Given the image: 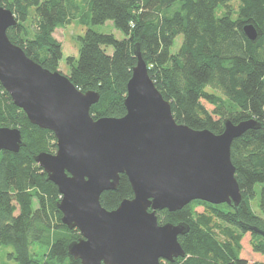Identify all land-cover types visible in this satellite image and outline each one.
<instances>
[{"label":"trees","instance_id":"1","mask_svg":"<svg viewBox=\"0 0 264 264\" xmlns=\"http://www.w3.org/2000/svg\"><path fill=\"white\" fill-rule=\"evenodd\" d=\"M0 7L11 10L18 20L7 32L9 39L52 72H60L64 58L54 33L73 20L84 26L110 22L124 35L119 40L88 28L79 37V58L66 59L70 73L65 76L80 91L100 94L90 110L94 119L126 115L124 100L138 45L150 78L170 102L177 123L217 135L223 133L226 120L260 123L231 147L242 193L238 207L194 201L176 212L158 211L157 216L160 224L190 227L178 238L186 256L162 264H248L239 257V241L247 233L257 239L253 250L264 254V238L246 228L264 231V0H0ZM246 26L256 30L255 40L246 36ZM178 36L183 41L174 52ZM108 47L112 54L106 52ZM0 126L19 128L25 143L19 153H0V250L11 247L9 257L17 264H80L69 255L68 245L81 234L63 225L58 209L62 196L34 159L42 152L55 153L54 133L32 125L1 83ZM133 197L127 176L121 175L118 189L104 192L100 201L113 211ZM194 203L207 208L222 237L216 231L215 236L221 239L215 240L200 225ZM34 244L45 248L47 262L33 256Z\"/></svg>","mask_w":264,"mask_h":264},{"label":"water","instance_id":"2","mask_svg":"<svg viewBox=\"0 0 264 264\" xmlns=\"http://www.w3.org/2000/svg\"><path fill=\"white\" fill-rule=\"evenodd\" d=\"M17 24L13 12L0 7V83L32 125L57 139L56 153L42 152L34 159L62 196L63 225L81 234L68 245L69 255L80 264H162L184 258L178 238L189 225L160 224L157 212H176L194 201L238 207L242 193L231 147L261 124L226 120L217 135L177 123L138 45L126 115L94 119L90 110L100 94L80 91L64 74L28 57L8 37ZM244 32L250 40L257 38L253 26ZM23 147L19 128L0 126V153L16 154ZM121 175L127 176L134 197L108 211L101 195L117 190ZM246 228L264 238L263 230Z\"/></svg>","mask_w":264,"mask_h":264},{"label":"rangeland","instance_id":"3","mask_svg":"<svg viewBox=\"0 0 264 264\" xmlns=\"http://www.w3.org/2000/svg\"><path fill=\"white\" fill-rule=\"evenodd\" d=\"M236 5V3H234ZM26 28H30V24H25ZM90 28L98 33H104V34H113L117 39L121 40L124 38V35L115 29L112 25V23L108 22L105 25H92L84 26L82 25L78 19L73 20L70 25H67L63 28L56 29L54 33V37L61 42L63 47V54L64 58L62 62L60 63V72L64 75H68L70 73V66L67 64L66 59L67 57H75L79 58V52L81 48V43L79 40V37L84 36L86 30ZM183 41V36H178L176 38L175 44H174V52H176L179 47L181 46V43ZM106 52L108 54H112L113 49L111 47L106 48ZM210 108V107H209ZM57 151V150H56ZM55 151V153H56ZM261 186L257 187L258 195L256 197V202H259V192H260ZM256 202H254L253 207L257 214H260V210L256 206ZM194 212H195V218L198 219V222H200V225L205 229L209 230L211 232V236L215 240H219L218 236L222 237L219 232V227L217 224H213L211 221V218L207 212V208L201 204L194 203ZM218 233V236L216 237L215 232ZM237 235V234H236ZM235 236V235H234ZM257 239L251 233H247L243 235L240 238V250H239V257L242 259H245L248 264H256V263H264V254L257 253L253 250V242H255ZM33 256L45 263L48 261L46 258V250L45 248L38 246V245H32L31 248ZM13 253V249L11 247L2 248L0 250V264H17L16 260L12 257H9V254ZM177 260V259H176Z\"/></svg>","mask_w":264,"mask_h":264},{"label":"flooded vegetation","instance_id":"4","mask_svg":"<svg viewBox=\"0 0 264 264\" xmlns=\"http://www.w3.org/2000/svg\"><path fill=\"white\" fill-rule=\"evenodd\" d=\"M170 263V262H169Z\"/></svg>","mask_w":264,"mask_h":264}]
</instances>
